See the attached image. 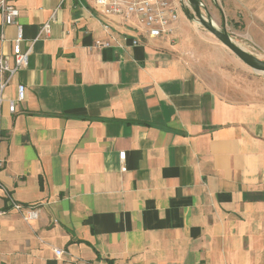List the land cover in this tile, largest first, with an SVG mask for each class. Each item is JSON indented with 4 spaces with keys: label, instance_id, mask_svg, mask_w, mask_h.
Segmentation results:
<instances>
[{
    "label": "crops",
    "instance_id": "0c3cea01",
    "mask_svg": "<svg viewBox=\"0 0 264 264\" xmlns=\"http://www.w3.org/2000/svg\"><path fill=\"white\" fill-rule=\"evenodd\" d=\"M211 1L264 53V0ZM12 2L31 53L4 93L0 181L38 217L0 186V264H264V81L222 90L245 63L184 13L150 38L91 0Z\"/></svg>",
    "mask_w": 264,
    "mask_h": 264
},
{
    "label": "built area",
    "instance_id": "2783aa9c",
    "mask_svg": "<svg viewBox=\"0 0 264 264\" xmlns=\"http://www.w3.org/2000/svg\"><path fill=\"white\" fill-rule=\"evenodd\" d=\"M13 0H0V40L6 39V28L10 25L16 27V35L11 39V54L0 53V117L2 116L4 93L12 78L19 70L25 68L29 64L31 47L23 48L25 40L23 24L19 21L20 10L12 2ZM93 5L101 9L106 15H117L122 18L125 23L137 28L138 31L150 38L170 37L175 38L176 23L180 15L184 13L181 0H91ZM55 19V12L51 19L44 23L40 29V33L48 34L51 22ZM134 44L138 43V39L133 40ZM111 43L107 40H96L95 47L109 46ZM255 47H252L254 49ZM27 87L23 83L17 85V96L8 102V109L11 113H15L18 103L25 100ZM2 131L0 127V143ZM120 159L124 160L125 151L120 152ZM5 165V158L1 152L0 146V169ZM6 198L11 207L21 213L26 221L36 219L38 210L34 207L25 208L23 205L14 200L8 190L2 185ZM57 255H62L65 251L55 249Z\"/></svg>",
    "mask_w": 264,
    "mask_h": 264
},
{
    "label": "water",
    "instance_id": "95a60500",
    "mask_svg": "<svg viewBox=\"0 0 264 264\" xmlns=\"http://www.w3.org/2000/svg\"><path fill=\"white\" fill-rule=\"evenodd\" d=\"M217 4V0H213ZM184 14L202 26L208 33L215 36L223 45L230 49L241 61L254 71L264 73V57L252 48L244 47L230 33L225 19L221 25L214 20L209 7L203 0H181Z\"/></svg>",
    "mask_w": 264,
    "mask_h": 264
},
{
    "label": "rangeland",
    "instance_id": "374dc122",
    "mask_svg": "<svg viewBox=\"0 0 264 264\" xmlns=\"http://www.w3.org/2000/svg\"><path fill=\"white\" fill-rule=\"evenodd\" d=\"M205 2L208 3L210 10L212 9V12L215 14V16L218 17L220 14L218 13L219 11L216 9V7L213 5V2L211 0H205ZM219 19L221 20V17ZM192 22L194 23V24L192 23L193 25H196L194 26L195 29H197L199 32H202L207 37L213 38L211 35H209V33L202 26L198 25L194 21ZM229 25L232 31L236 29L233 23L229 22ZM239 42L241 43V41ZM241 44L246 48H250L249 45L245 46L243 43ZM254 50L260 56L264 57L263 56L264 53L262 51H258V49L256 50V47L254 48ZM214 55H215L214 58L218 60L217 54H214ZM242 65L236 62H233L232 60L231 61L228 60L226 64H224V66H226L229 70L228 82H229L230 88H222V90H224L229 95H232V93H235L237 96H240V97H245L244 96L245 94L248 96H253V94H255L256 89L259 86H261L260 82L264 81V73L256 72L248 65L247 66H244L245 64H242ZM247 87H251V88H247Z\"/></svg>",
    "mask_w": 264,
    "mask_h": 264
}]
</instances>
